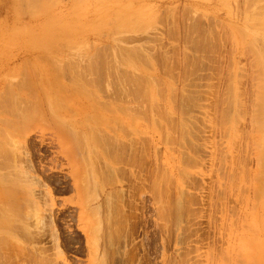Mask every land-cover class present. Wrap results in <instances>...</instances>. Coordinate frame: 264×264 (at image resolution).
I'll list each match as a JSON object with an SVG mask.
<instances>
[{"label": "rangeland", "instance_id": "obj_1", "mask_svg": "<svg viewBox=\"0 0 264 264\" xmlns=\"http://www.w3.org/2000/svg\"><path fill=\"white\" fill-rule=\"evenodd\" d=\"M263 18L0 0V264H264Z\"/></svg>", "mask_w": 264, "mask_h": 264}, {"label": "bare ground", "instance_id": "obj_2", "mask_svg": "<svg viewBox=\"0 0 264 264\" xmlns=\"http://www.w3.org/2000/svg\"><path fill=\"white\" fill-rule=\"evenodd\" d=\"M251 1V0H250ZM259 2V1H258ZM262 9V8H261ZM259 19V18H258ZM264 19V18H263ZM250 21V20H249ZM252 21V20H251ZM257 21H259V20H257ZM260 22H261V20H260ZM263 22V21H262ZM251 24V23H250ZM254 24H255V22H254ZM256 26H257V28H259L258 27V25L256 24ZM263 28H264V25L262 26ZM264 38V37H263ZM263 43V42H262ZM263 46V45H262ZM262 50V49H261ZM262 53V52H261ZM264 53V52H263ZM263 53H262V55H263ZM264 60V59H263ZM262 63H264V61L262 62ZM264 66V65H263ZM262 75V74H261ZM260 79V78H259ZM86 83V82H85ZM94 83V82H93ZM262 86V85H261ZM263 91L261 92V94H259V96L257 97L258 98V106H257V111H256V114L254 115V117H253V124H255L256 126L255 127H258L259 128V130L261 131V130H263L262 132H261V134H262V136H261V138L263 139V141H262V145H264V85H263ZM114 100V99H113ZM40 102V101H39ZM132 104V103H131ZM111 106V105H110ZM131 108V107H130ZM35 109V108H34ZM32 114L34 113V112H31ZM31 117V116H30ZM69 140V139H68ZM71 145V144H70ZM73 145V144H72ZM15 147V146H14ZM264 147V146H263ZM3 148V147H2ZM5 149V148H4ZM3 149V150H4ZM1 150V149H0ZM3 150H1L2 152H4ZM8 151V150H7ZM10 151V150H9ZM263 151H264V149H263ZM12 152V151H11ZM15 151H13V153H14ZM14 156V155H13ZM264 158V157H263ZM5 160V159H4ZM14 160V159H13ZM1 165V164H0ZM2 166V165H1ZM14 172V171H13ZM1 181V180H0ZM35 207V206H34ZM37 207V206H36ZM29 211V210H28ZM5 215V214H4ZM1 221V220H0Z\"/></svg>", "mask_w": 264, "mask_h": 264}]
</instances>
